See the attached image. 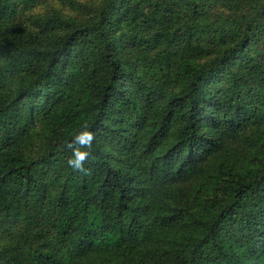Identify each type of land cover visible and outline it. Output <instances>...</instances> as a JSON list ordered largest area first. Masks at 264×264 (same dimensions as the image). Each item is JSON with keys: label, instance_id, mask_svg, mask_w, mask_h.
Returning <instances> with one entry per match:
<instances>
[{"label": "trees", "instance_id": "16d2710c", "mask_svg": "<svg viewBox=\"0 0 264 264\" xmlns=\"http://www.w3.org/2000/svg\"><path fill=\"white\" fill-rule=\"evenodd\" d=\"M41 1L0 0V264H264V0Z\"/></svg>", "mask_w": 264, "mask_h": 264}, {"label": "rangeland", "instance_id": "374dc122", "mask_svg": "<svg viewBox=\"0 0 264 264\" xmlns=\"http://www.w3.org/2000/svg\"><path fill=\"white\" fill-rule=\"evenodd\" d=\"M100 0H74L73 4H63L58 0H42L34 8L23 11L18 8L15 22L28 23L31 17L60 15L76 20L84 19L98 6ZM31 151H37L43 141V132L39 127L33 130Z\"/></svg>", "mask_w": 264, "mask_h": 264}, {"label": "clouds", "instance_id": "9594fccd", "mask_svg": "<svg viewBox=\"0 0 264 264\" xmlns=\"http://www.w3.org/2000/svg\"><path fill=\"white\" fill-rule=\"evenodd\" d=\"M96 134L91 131L87 125L82 130L76 132L70 142L65 147L70 150L71 157L67 160V164L74 171L89 174L90 169L85 168V163L93 156V142Z\"/></svg>", "mask_w": 264, "mask_h": 264}]
</instances>
